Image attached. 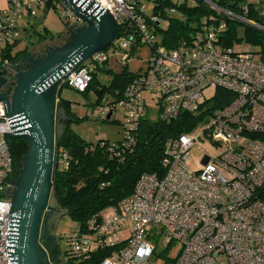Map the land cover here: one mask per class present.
I'll use <instances>...</instances> for the list:
<instances>
[{"label":"built area","instance_id":"obj_1","mask_svg":"<svg viewBox=\"0 0 264 264\" xmlns=\"http://www.w3.org/2000/svg\"><path fill=\"white\" fill-rule=\"evenodd\" d=\"M6 1L7 6L0 9V47L16 43L19 20L25 19L27 29L33 30L40 22L34 25L32 20L40 12L43 19L51 8L63 9L60 18L65 25L72 21L81 24L61 0ZM72 1L82 10L92 5L88 13L108 12L118 27L130 23L137 34L117 36L111 46L69 74L62 85L84 92L92 71L108 59L109 48L123 53L122 62L128 60L124 51L136 41L134 36L146 46L155 44L146 29L144 5L135 9L132 0ZM187 1L176 0L177 4ZM202 1L223 19L247 22L219 7L217 2L223 0ZM242 11L246 13L247 6ZM170 12L175 13V8ZM150 21L159 24L161 19L151 16ZM221 29L208 28L203 37L196 35L177 49L158 45L146 70L131 81L126 98L117 103L123 111V139L99 146L106 147L110 158L122 160L126 150L132 152L133 134L147 115L165 122L181 115H202L195 126L204 124V135L223 147V152L192 170L187 165L188 152L201 138L190 135L196 127L170 138L157 173H143L133 192L117 207L91 217L89 232L75 226L68 238L74 258L111 249L98 264H151L152 256L160 257L157 248L163 239L162 251L171 243L178 247L173 264H264V63L247 50L223 48ZM217 89L232 96L227 104L212 110L210 101ZM208 90L212 93L206 96ZM143 92L156 97L159 108L155 113ZM112 110L99 106L95 116L103 121ZM18 129V118H5L0 105V264H15L16 214L10 212L9 195L15 160L8 136L13 137ZM70 161L66 150H58L57 170H67ZM125 232L128 235L121 238Z\"/></svg>","mask_w":264,"mask_h":264},{"label":"trees","instance_id":"obj_2","mask_svg":"<svg viewBox=\"0 0 264 264\" xmlns=\"http://www.w3.org/2000/svg\"><path fill=\"white\" fill-rule=\"evenodd\" d=\"M132 1L135 3V9H138V5H144L146 14L143 13V15L145 14L144 18L148 25L146 29L156 44H154L155 46H148L150 54L145 68L143 67L134 73L127 70V61L139 48L146 46L138 40L139 36H134L136 41H133L131 46L124 51L128 54V60L123 62V70L120 74H115L113 79L106 84H100L97 80L99 71L112 74L110 68H105L106 60L103 64L97 65L96 69L92 71L91 82L87 89L84 92L76 91L83 95L93 92L96 95V106L94 105V107L113 108L111 117L118 108L117 103L126 98L125 90L131 81L146 70L147 64L156 52L155 49L158 45L165 49H177L183 43L194 39L196 35L203 37L202 35L209 31L208 28L216 29L222 26L219 41L223 48L246 50L239 48L243 43L258 46L260 47L259 59L264 63V17L262 16L264 0L259 1L257 5L250 3L248 0H223L217 2L219 7L238 18H243L247 22L223 19L202 0H193L194 4L190 0L179 2L178 4L176 0H172V3L169 0ZM146 3H150L153 6V11L150 15L147 14ZM243 6H247L246 13L242 11ZM172 7L175 8L176 13L177 10L179 11V17H169L167 11H170ZM136 12L142 14L140 10ZM151 16L159 19L166 18L168 21L167 28L163 29L161 22L159 24L151 22ZM134 27L130 23L120 25L118 27V36H121L120 38H128L127 36L129 35H136L137 32ZM239 27L243 29L242 36H239ZM34 29L23 30L25 32L24 40L27 45L25 49L15 55H12L11 50L20 41V35L13 45L0 47V63L14 62L26 55L29 52L28 48L33 36L35 39L37 38L39 43H46L61 38L63 34L53 36L46 30L36 32ZM62 86L66 87L65 85ZM231 96L230 93L217 89L215 97L210 101L211 109L221 108L228 103ZM59 102L69 119L58 142V150H66L71 157V161L67 170H56L53 185L54 195L61 207L68 211L67 215L75 223V226H79L85 233L91 230L87 224L88 220L95 215L100 216L109 207H117L120 201L133 192L139 177L143 173H157L161 168L160 165L166 142L182 132H188L199 123V119L202 117V115L200 117L181 115L173 122H165L152 120L147 115L142 119L138 130L133 134L135 144L132 147V152L126 150L123 159L120 160L119 158H110L106 147L99 146L101 142L108 143V141L100 140L97 143H88L73 133L69 128V123H72L73 119L70 118L72 116L68 112V103L61 100ZM98 121L110 122V120L106 121V118L103 121ZM8 142L9 150L15 163L22 160L28 150L27 143L12 136H8ZM68 238L66 239L67 246L65 250L67 264H74L75 262H78L77 264H98L110 254L111 249H97L88 256L76 259L69 250ZM173 244L171 243L166 250L158 254L163 258V264L174 263L175 258L166 257Z\"/></svg>","mask_w":264,"mask_h":264},{"label":"water","instance_id":"obj_3","mask_svg":"<svg viewBox=\"0 0 264 264\" xmlns=\"http://www.w3.org/2000/svg\"><path fill=\"white\" fill-rule=\"evenodd\" d=\"M61 2L81 23L68 28L66 43L44 56L21 58L18 62L22 64L11 67L13 75L0 71V105L4 108V117L18 118L20 129L14 131L13 137L25 141L28 147L14 182L15 189L9 194L10 212L16 214L12 254L15 264H53L51 259L41 260L37 243L44 214L56 209L62 215L68 213L52 202L61 137L55 128L60 105L58 91L69 74L111 46L118 36V25L108 12L95 15L88 13L92 5L82 10L72 0ZM59 109L64 113L62 107ZM110 117L111 112L106 121Z\"/></svg>","mask_w":264,"mask_h":264},{"label":"rangeland","instance_id":"obj_4","mask_svg":"<svg viewBox=\"0 0 264 264\" xmlns=\"http://www.w3.org/2000/svg\"><path fill=\"white\" fill-rule=\"evenodd\" d=\"M250 3H253L257 5L259 1L263 0H248ZM7 6L6 0H0V9ZM62 8H51L46 16L42 19L43 14L42 12L38 13L36 19L32 20V24H38V26L34 29L36 32H41L43 30H46L49 32V34H52L53 36H57L62 34V37L59 39H55L52 42H46V43H39L37 41V38L35 39L34 36L32 37L29 52L26 55H23L20 57L17 61L14 62H4L0 63V71L4 70L7 71V73L13 75L14 70L11 68L15 64H22L21 62H18L21 58H32V57H39L44 56L47 51L55 50L57 48L62 47L66 41L69 38L68 29L74 25H78L76 21H72L70 26L65 25L63 21L61 20V12ZM146 10L147 14L150 15L153 11V6L150 3H146ZM169 14V17L171 18H177L180 16L179 11L177 10V13H172L169 10L167 11ZM34 21V22H33ZM19 27H20V41L12 48L11 53L12 55H15L17 52L25 49L27 42L24 40L25 38V32L23 30L28 28V23L25 19H22L19 21ZM161 25L163 29H166L168 26V21L166 18L161 19ZM70 30V29H69ZM243 29L239 27L238 33L239 36H242ZM68 33V34H67ZM240 49H246L248 52L252 53L256 58L259 59V51L260 47L258 46H252L249 44H242L239 47ZM150 54V49L148 46L139 48L138 51L127 61V70L129 72H136L141 68H145L147 58ZM107 63L105 65V68H110L112 70V74H106L103 71H99L97 73V80L100 84H106L107 82L111 81L115 74H120L123 70V53L122 52H114L112 48H109L107 50ZM212 93L211 90L206 91V96H209ZM144 96L149 100V106L152 109L153 113H155L158 110V105H156V97H153L151 94H148L146 92H143ZM58 99L62 102L68 103V112L69 115H71L73 119L72 123H69L70 130L73 131L79 138H81L83 141L88 143H97L100 140L108 141V143H114L121 141L123 139V127L121 125V120L123 119V111L121 109H116V111L112 114V117L110 119V122H100L95 116V112L97 110V107H94L96 102V95L93 92L88 93L87 95H83L81 93H77L75 90L66 88L64 86H61L58 91ZM58 100V101H59ZM60 104V102H57ZM158 103V102H157ZM96 106V105H95ZM61 108V104L58 106L57 109V123L61 122V126L63 127V124L65 125L66 122L69 119V116L65 113H62L59 109ZM56 123V125H57ZM56 128V126H55ZM57 130V129H56ZM62 130V128H61ZM60 130V131H61ZM192 138H197L199 135L201 138L196 139L195 145L189 150V161L187 162V165L192 170H197L202 167L205 163H210L214 160L215 157H217L219 154L223 152V147L217 146L215 143L211 142L210 139H208L204 135V124L199 125L190 133ZM60 140V139H59ZM23 167V159L20 161H17L15 163L14 169L10 175V181L15 182V180L18 177V172ZM54 185V183H53ZM54 190V186H53ZM51 200V199H50ZM54 205H57L58 201L55 197ZM59 204V203H58ZM60 205V204H59ZM61 206V205H60ZM110 208V207H109ZM107 208V209H109ZM107 209L104 211V213L107 212ZM68 214V213H67ZM75 228V223L71 221L68 215H64L60 223L58 225L57 233L59 235V244L60 248L63 252L66 250L68 235L71 233L72 230ZM128 235V232H125L123 234H120L121 238H125ZM164 240L161 239L159 242V246L157 248V253L161 252L164 247ZM178 247L176 245H172L171 249L168 251L166 257L172 258L177 255ZM151 264H163L164 260L162 257H158L156 255L152 256L150 259ZM76 264L78 262H75ZM74 263V264H75Z\"/></svg>","mask_w":264,"mask_h":264},{"label":"flooded vegetation","instance_id":"obj_5","mask_svg":"<svg viewBox=\"0 0 264 264\" xmlns=\"http://www.w3.org/2000/svg\"><path fill=\"white\" fill-rule=\"evenodd\" d=\"M60 126H61V122L60 125L59 123H57L56 129L58 133L62 134L65 125L63 124V127ZM14 189L15 187L13 183V187L9 192V194H12ZM63 216L64 215H62V213H60L59 210L57 209L55 211H49L47 214H44L42 216L39 225L40 239L37 243L39 246V251H40L39 253L42 261L44 260L50 261L51 259L53 261V264H67V261L65 262L62 256L63 254L65 256V252H63L60 248L59 235L57 233L58 225ZM44 245H46V247Z\"/></svg>","mask_w":264,"mask_h":264},{"label":"clouds","instance_id":"obj_6","mask_svg":"<svg viewBox=\"0 0 264 264\" xmlns=\"http://www.w3.org/2000/svg\"><path fill=\"white\" fill-rule=\"evenodd\" d=\"M143 253H141V255H142Z\"/></svg>","mask_w":264,"mask_h":264},{"label":"crops","instance_id":"obj_7","mask_svg":"<svg viewBox=\"0 0 264 264\" xmlns=\"http://www.w3.org/2000/svg\"><path fill=\"white\" fill-rule=\"evenodd\" d=\"M57 100H58V97H57Z\"/></svg>","mask_w":264,"mask_h":264}]
</instances>
